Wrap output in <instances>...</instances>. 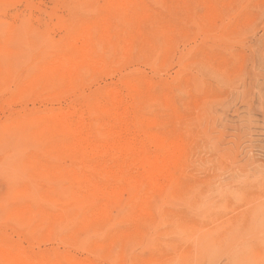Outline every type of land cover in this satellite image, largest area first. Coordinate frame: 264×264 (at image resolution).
Here are the masks:
<instances>
[{"label":"rangeland","instance_id":"rangeland-1","mask_svg":"<svg viewBox=\"0 0 264 264\" xmlns=\"http://www.w3.org/2000/svg\"><path fill=\"white\" fill-rule=\"evenodd\" d=\"M0 264H264V0H0Z\"/></svg>","mask_w":264,"mask_h":264},{"label":"bare ground","instance_id":"bare-ground-1","mask_svg":"<svg viewBox=\"0 0 264 264\" xmlns=\"http://www.w3.org/2000/svg\"><path fill=\"white\" fill-rule=\"evenodd\" d=\"M96 29V28H95ZM79 33V32H78ZM85 50V49H84ZM81 52V51H80ZM69 57V56H68ZM95 65V64H94ZM70 75V74H69ZM60 118V117H59ZM67 131V130H66ZM119 139V138H118ZM158 142V141H157ZM156 142V143H157ZM136 149V148H135ZM161 162V161H160ZM153 166V165H152ZM156 167V166H155ZM156 169V168H155ZM73 173V172H72ZM131 181V180H130ZM117 188V187H116ZM133 192V191H132Z\"/></svg>","mask_w":264,"mask_h":264}]
</instances>
